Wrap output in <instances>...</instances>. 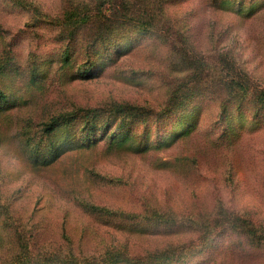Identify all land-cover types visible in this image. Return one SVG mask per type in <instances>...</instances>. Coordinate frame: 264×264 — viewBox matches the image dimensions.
<instances>
[{
  "label": "rangeland",
  "instance_id": "374dc122",
  "mask_svg": "<svg viewBox=\"0 0 264 264\" xmlns=\"http://www.w3.org/2000/svg\"><path fill=\"white\" fill-rule=\"evenodd\" d=\"M0 264H264V0H0Z\"/></svg>",
  "mask_w": 264,
  "mask_h": 264
},
{
  "label": "trees",
  "instance_id": "16d2710c",
  "mask_svg": "<svg viewBox=\"0 0 264 264\" xmlns=\"http://www.w3.org/2000/svg\"><path fill=\"white\" fill-rule=\"evenodd\" d=\"M49 130H51V128Z\"/></svg>",
  "mask_w": 264,
  "mask_h": 264
}]
</instances>
